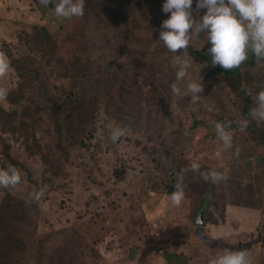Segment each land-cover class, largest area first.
Listing matches in <instances>:
<instances>
[{"label":"rangeland","instance_id":"rangeland-1","mask_svg":"<svg viewBox=\"0 0 264 264\" xmlns=\"http://www.w3.org/2000/svg\"><path fill=\"white\" fill-rule=\"evenodd\" d=\"M56 2L0 0V57L9 64L0 75L8 89L0 169L20 175L0 188V264H173L174 234L198 228L202 198L264 214V121L243 114L203 34L191 36L184 78L201 79L203 91L177 96L170 85L182 54L157 40L168 16L163 0H97L94 11L71 19L55 16ZM192 9L196 19L203 13L195 0ZM239 67L255 106L264 60L249 53ZM117 126L126 131L114 143ZM210 170L226 177L215 192L201 177ZM177 189L183 198L173 205ZM160 201L166 214L153 218ZM261 235L263 221L253 236ZM260 243L264 264V236ZM198 245L211 260L225 254Z\"/></svg>","mask_w":264,"mask_h":264},{"label":"clouds","instance_id":"clouds-1","mask_svg":"<svg viewBox=\"0 0 264 264\" xmlns=\"http://www.w3.org/2000/svg\"><path fill=\"white\" fill-rule=\"evenodd\" d=\"M47 6L49 0H40ZM193 0H163L161 11L168 14L160 24L157 40L172 53L181 52V58L175 73V82L170 85L171 92L177 96L199 97L203 91L201 79L199 82L186 81L192 61L186 49L193 34H203L209 47L208 55L211 65L224 70L239 67L249 53L257 60H264V0H195V9L203 10L198 19L193 16ZM54 14L58 18L71 19L84 13V0H57ZM9 69L7 60L0 57V75ZM184 82L183 87L180 86ZM8 89L0 87V100L6 99ZM249 115L258 121H264V90L255 97V107ZM215 130L225 146H231V135L224 126L217 122ZM126 129L113 127L109 139L116 142L125 134ZM193 165V169H196ZM204 180L220 182L226 177L217 171L201 172ZM20 182V175L15 167L0 169V188H8ZM183 198L182 190L171 193L169 200L178 205ZM209 264H253L251 257L244 251H229L212 259Z\"/></svg>","mask_w":264,"mask_h":264},{"label":"crops","instance_id":"crops-1","mask_svg":"<svg viewBox=\"0 0 264 264\" xmlns=\"http://www.w3.org/2000/svg\"><path fill=\"white\" fill-rule=\"evenodd\" d=\"M172 175H174V173H172ZM159 205H161V201L159 202ZM202 209H204V225H199L198 228L195 227L196 229L194 232L185 231L184 234H182L179 230L174 234L175 238L173 241H175V243L171 244V246L175 247V249H168V251H170L169 254L172 255L173 264H208L209 260L211 261V254L205 252L198 245V243L202 242L195 234L199 229H201L209 239L225 243L227 247H230V249L232 248L230 251H244L249 257H251L253 264L260 263L259 257L262 255V249L260 250L259 245H261V238L264 235L259 236L257 239H255L257 236L254 237L253 235H255L256 228H258L264 220L261 210L252 212H250L251 210H240L233 207L232 203L216 199L211 201L207 198L201 199L199 211ZM162 214L164 216L166 211ZM162 214L151 215V217L156 218L157 216H162ZM249 215L250 219L248 222L246 218ZM218 221H222L219 228L214 225L215 222ZM195 225L197 226L196 223ZM247 225L250 228L255 226L254 230L245 233L244 229ZM214 233H217L218 238L215 239L213 237ZM185 234L186 237L184 238ZM240 239H242V242H239ZM244 239H247L246 243L244 242ZM170 241L172 242V240ZM230 241L233 243H230ZM202 243L205 244L204 242ZM212 249L223 250L225 253L229 252V249L226 248ZM181 252L186 255L184 258L180 255ZM194 255L195 257L192 259Z\"/></svg>","mask_w":264,"mask_h":264},{"label":"trees","instance_id":"trees-1","mask_svg":"<svg viewBox=\"0 0 264 264\" xmlns=\"http://www.w3.org/2000/svg\"><path fill=\"white\" fill-rule=\"evenodd\" d=\"M125 1L127 3H134L135 0H122ZM97 3V0H84V12H92L94 11V6ZM98 8V7H97ZM192 52V50H191ZM221 73L224 74L226 82L228 84V86L232 89V91H234L240 98L241 100L244 102V108H243V114L250 120H252L253 118L249 115V111L250 109H252L253 107V97L247 92L246 86L243 84L242 82V76H241V72H240V67H238L237 69L234 70H224L222 68H220ZM11 116L13 117V113H11ZM7 115V111L5 109L2 108V106L0 105V116H2L3 118ZM239 126L238 123H234V129H236ZM217 182H211V185L208 187L207 191L208 192H215L217 191ZM205 198H209V196H206ZM165 204V201H164ZM233 206H238L236 203L232 202ZM245 206H249L244 204ZM238 207H242V206H238ZM250 207V206H249ZM247 208V207H246ZM157 214H162V208L161 205L160 207L157 209ZM264 216V214H263ZM147 217H149V215H147ZM264 222V220H263ZM196 237H198L202 242H204L207 246H210L212 248H226L232 250V248L230 249V247H227V245L225 243L222 242H217V240H212L209 239L205 233L199 229L197 230ZM168 259L172 260V255L168 253L167 255Z\"/></svg>","mask_w":264,"mask_h":264},{"label":"water","instance_id":"water-1","mask_svg":"<svg viewBox=\"0 0 264 264\" xmlns=\"http://www.w3.org/2000/svg\"><path fill=\"white\" fill-rule=\"evenodd\" d=\"M194 221L197 224V226L204 225V209L200 210L197 213V216L195 217V220Z\"/></svg>","mask_w":264,"mask_h":264}]
</instances>
